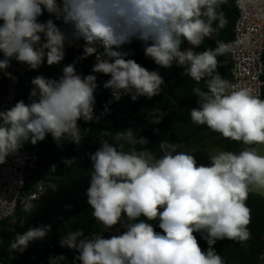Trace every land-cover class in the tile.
I'll return each instance as SVG.
<instances>
[{
  "label": "clouds",
  "instance_id": "1",
  "mask_svg": "<svg viewBox=\"0 0 264 264\" xmlns=\"http://www.w3.org/2000/svg\"><path fill=\"white\" fill-rule=\"evenodd\" d=\"M238 2L242 7V0ZM225 3L227 0H0V70L10 67L12 59L33 70L45 57L49 66L58 65L65 59V45L83 40L79 59L95 56L92 73L110 76L103 87L111 90L115 101L124 95L133 101L151 99L161 93L163 77L126 59L129 53L121 50L138 40L145 56L156 65H187L184 75L207 84V91L193 88L199 107L191 110L192 122L244 146L239 152L218 151L205 165L167 141L160 143L162 155L156 158L146 147L147 138L137 137L132 128L116 132L112 139L117 143L99 138L101 147L89 155L92 171L85 192L87 203L104 232L121 223L122 217L129 223L123 233L109 238L96 232L86 236L82 229L69 231L59 244L79 253L73 264H224L215 243L250 238L246 201L251 190L264 191V99L250 88L230 91L235 86L217 71L218 57L231 49L230 44L221 42L215 49L194 51L226 25L223 12L217 11ZM45 10L70 26V33L51 18L40 22ZM216 21L218 28H213ZM184 41L193 47L182 51ZM4 75L16 79L7 71ZM31 84L30 103L20 100L0 111V164L25 142L35 145L48 134L58 145L65 140L79 145L83 136L78 121L100 119L94 114L97 77L78 74L75 63L64 66L58 79L38 75ZM150 122L158 124L160 117ZM125 144L142 147L124 151ZM63 162L71 167L75 157ZM64 207L71 210L72 205ZM149 221H158L162 231H156ZM50 231V224L29 227L17 234L12 248L23 253L30 242L43 240ZM194 233L207 242L206 251ZM66 260L62 254L50 256L49 264Z\"/></svg>",
  "mask_w": 264,
  "mask_h": 264
},
{
  "label": "trees",
  "instance_id": "2",
  "mask_svg": "<svg viewBox=\"0 0 264 264\" xmlns=\"http://www.w3.org/2000/svg\"><path fill=\"white\" fill-rule=\"evenodd\" d=\"M59 3V0H58ZM223 12L227 23L223 28L217 31L216 40H220L229 44L233 43L235 34V24L238 18V9L234 0H227V3L217 9ZM58 25L62 23L56 20L55 16L50 15L45 10L44 14L39 17L40 22H46L48 19ZM2 23V21H0ZM218 24V21L214 22ZM189 45L184 41L181 45V50ZM208 49V38H205L201 45L194 49L199 53ZM122 51H126L129 55L126 59H134L141 66L148 70L158 71L159 66L154 61L146 57L144 54V45L141 41L133 40L131 44H125ZM65 59L58 65L49 66L46 62L38 69H28L23 71L27 64L17 62L15 59L10 61V67L6 70H0V109L2 108L4 99L11 91V84H15V97L17 100H30V92L34 87L31 80L43 75L46 78L58 79L62 75V68L68 64L75 63V68L78 74L88 75L93 74L97 77L98 88L94 93L96 103L94 105L95 116L100 117L99 121L93 120L85 122L82 119L78 121L83 136L82 142L79 145L70 143V146L64 153H60L56 148V142L51 134H48L43 141L38 142L37 153V169L28 178L27 188L25 193H32L38 183L46 182L48 193L55 190L68 179H76L91 174L92 162L89 155L94 153L101 147L99 138L108 139L110 143H117L112 139L118 131H123L126 128H132L136 131L137 137H145L149 141L146 145L148 149L159 147L162 141L176 143L183 141L186 135L198 125L191 120V110L176 106L175 103L162 91L159 95L152 97H139L136 101L131 99L130 95H124L119 101H115L111 95L110 89L103 87L104 82L110 79L109 75L102 73H92V66L95 63V56H89L85 59H79L83 54V47H65ZM229 59V72L222 78L232 81L231 70L233 61ZM0 59H3V54L0 53ZM264 59V57H263ZM220 62L217 71L219 72L224 63ZM187 65L176 66L174 63L171 68H166L165 76L169 86L175 90L181 97L186 100L197 102V97L193 93V88H200L207 91V84L202 81L197 83L191 77L184 75ZM7 71L16 79L13 80L4 75ZM264 80V77H263ZM264 99V90H263ZM107 112L105 113V106ZM102 113H104L102 115ZM160 117V123L153 124L150 119ZM107 133V135H105ZM222 136L218 132L212 130L199 133L195 137V142L202 145H209L220 139ZM132 147L138 149L142 146L125 144L124 151H129ZM244 146L237 141H230L226 144V149L231 152L240 151ZM75 157V164L67 167L64 164L65 158ZM246 205L250 209V223L248 229L250 238L244 242L230 241L227 239L218 240L213 246L215 251L222 257L224 264H262L264 258V197L256 194H249ZM29 212L18 209L15 214L2 221L0 224V264H10L12 256V244L14 243L17 232L21 225L25 222ZM126 223H129L126 217H122ZM141 219H144L141 217ZM153 223L155 230L160 232L158 221H149ZM82 229L86 236H91L94 232L101 233L105 238L111 236V229L103 231V226L92 216V209H88L84 213L72 218L70 221L62 225L48 241L43 251V262L49 264L50 256L64 255L67 260L64 264H73V259L79 253L76 250L61 247L60 239L69 231ZM202 250L208 249L207 242L201 237L200 233H194ZM76 264H80L76 261Z\"/></svg>",
  "mask_w": 264,
  "mask_h": 264
},
{
  "label": "built area",
  "instance_id": "3",
  "mask_svg": "<svg viewBox=\"0 0 264 264\" xmlns=\"http://www.w3.org/2000/svg\"><path fill=\"white\" fill-rule=\"evenodd\" d=\"M238 9V18L235 24V34L228 54L232 61L231 84L235 89L250 88L252 93L263 99L264 90V0H242L241 7L238 0H234ZM62 27V23L57 25ZM223 41L216 40L215 46ZM225 44H229L223 42ZM3 54V53H2ZM28 66V65H27ZM29 67V66H28ZM23 100L30 103V100ZM15 92L5 97L0 111L13 107L18 101ZM70 142L63 141L56 148L64 153ZM38 161L37 145L30 141L15 154L7 157L4 164H0V224L12 217L18 209L30 212L34 204L48 193L49 185L41 181L32 193L26 194L28 178L36 171ZM126 223L121 219L111 229V235H119L126 229ZM1 242V236H0Z\"/></svg>",
  "mask_w": 264,
  "mask_h": 264
},
{
  "label": "water",
  "instance_id": "4",
  "mask_svg": "<svg viewBox=\"0 0 264 264\" xmlns=\"http://www.w3.org/2000/svg\"><path fill=\"white\" fill-rule=\"evenodd\" d=\"M212 27L218 28V26L214 25H212ZM217 31L213 33L211 38H208V48H216L215 41ZM190 46L191 48L193 47L192 45ZM218 59L224 63L223 68L219 71V74L223 77L229 72V59L226 54L219 56ZM165 70L166 68L159 66L158 72L164 79V84L161 85L162 92L166 94L176 106L187 110L199 107L197 102L184 99L169 86L166 80ZM202 82L206 84L204 80H202ZM208 130L210 129H208L206 125H198L186 135L183 141L172 144L177 145V151L187 152L194 155L198 164L208 165L210 163L208 159L210 155H213L218 151H229L226 149V144L233 141L221 137L209 145H202L195 142V137L199 133ZM148 150L151 151L156 158H159L162 155L159 147H154ZM261 154L264 155V147L261 148ZM89 180L90 174L76 179H68L55 190L45 194L34 204L27 219L21 225L17 234L25 232L29 227L39 226L40 224H50L51 231L43 240L30 242L28 248L23 253L17 252L12 248L10 264H44L43 251L54 233L72 218L91 208L87 203V197L85 195L86 189L89 187ZM249 194H256L264 197V191L261 190L253 189L249 192ZM67 204L72 205L71 210L65 209L64 206ZM16 237L14 243L16 241ZM262 264H264V258Z\"/></svg>",
  "mask_w": 264,
  "mask_h": 264
},
{
  "label": "rangeland",
  "instance_id": "5",
  "mask_svg": "<svg viewBox=\"0 0 264 264\" xmlns=\"http://www.w3.org/2000/svg\"><path fill=\"white\" fill-rule=\"evenodd\" d=\"M61 29H62L63 31H65V32H68V33H70V31H71L70 26L65 25V24H62ZM83 45H84V41H83V40H80V41H76V42H70L69 44H66L65 47H75V48H78V47H79V48H80V47H83ZM189 48H191V46H190V45H187V46L184 48V50H187V49H189ZM26 69H28V66L24 67V68H23V71L26 70ZM14 90H15V84L12 83V84H11V88H10L11 93H13Z\"/></svg>",
  "mask_w": 264,
  "mask_h": 264
},
{
  "label": "flooded vegetation",
  "instance_id": "6",
  "mask_svg": "<svg viewBox=\"0 0 264 264\" xmlns=\"http://www.w3.org/2000/svg\"><path fill=\"white\" fill-rule=\"evenodd\" d=\"M213 25H214V26H218V24H217V23H213ZM219 29H220V28H219Z\"/></svg>",
  "mask_w": 264,
  "mask_h": 264
},
{
  "label": "crops",
  "instance_id": "7",
  "mask_svg": "<svg viewBox=\"0 0 264 264\" xmlns=\"http://www.w3.org/2000/svg\"><path fill=\"white\" fill-rule=\"evenodd\" d=\"M63 24V23H62ZM79 48V47H78Z\"/></svg>",
  "mask_w": 264,
  "mask_h": 264
}]
</instances>
